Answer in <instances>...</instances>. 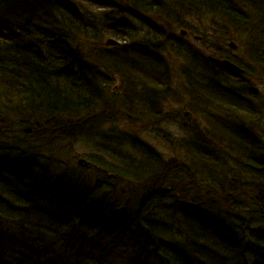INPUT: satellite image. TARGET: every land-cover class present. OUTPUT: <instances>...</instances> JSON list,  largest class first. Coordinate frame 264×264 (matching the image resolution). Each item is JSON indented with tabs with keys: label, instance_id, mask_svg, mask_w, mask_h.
<instances>
[{
	"label": "trees",
	"instance_id": "trees-1",
	"mask_svg": "<svg viewBox=\"0 0 264 264\" xmlns=\"http://www.w3.org/2000/svg\"><path fill=\"white\" fill-rule=\"evenodd\" d=\"M72 1L78 13L65 0H0V198L8 203L0 204V264H264V99L242 85L223 88L231 82L223 65L175 37L209 24L216 41L202 36L207 50L228 33L245 39L247 64L264 83V0ZM129 10L139 12L138 26L109 25ZM107 36L124 45L105 49ZM163 50L192 84L181 106L194 115L177 123L174 156L163 158L130 126L99 143L116 121H158L169 98L155 79L170 72ZM35 106L59 119L55 129L35 122ZM27 118V129L48 134L80 128L58 140L96 146L103 180L74 171L72 182L53 181L30 156L12 167L16 156L44 151L38 161L57 166L52 147L22 134ZM86 196L89 207L73 203ZM16 232L20 245L9 239Z\"/></svg>",
	"mask_w": 264,
	"mask_h": 264
},
{
	"label": "bare ground",
	"instance_id": "bare-ground-1",
	"mask_svg": "<svg viewBox=\"0 0 264 264\" xmlns=\"http://www.w3.org/2000/svg\"><path fill=\"white\" fill-rule=\"evenodd\" d=\"M125 7V6H122ZM140 14L138 11L136 10H129L128 13H121L120 14V18H111L110 19V24L109 25H113L116 26L117 28L120 26V28L126 27H136L139 25L140 22ZM106 34V33H105ZM146 35H148L149 38L152 37L151 34V30H147ZM157 34V33H156ZM131 37H133L135 40L138 39V41L140 40V37L138 35V33H133L131 32L129 34ZM139 36V37H138ZM137 41V40H136ZM120 46L124 45L123 41L120 39L119 40ZM182 47H184L182 45ZM167 55V53H166ZM128 58L131 59L132 56L131 54L128 55ZM134 59V58H133ZM107 72H112L111 70H108ZM168 73V74H167ZM161 76L158 78H155L156 81H159V85L160 87V91L166 95V96H174L176 95L177 97H181L183 99H188L189 97V91L191 90L190 85L192 86L191 83L188 82V80H185L183 82H181V80L179 78H177L176 80L179 79V87H177L176 85H172L171 81L172 78L170 76V72H169V68L166 70V72H162L161 71ZM167 74V78H164V80H162V75ZM91 75V74H90ZM98 80H100V82L102 81V78L99 76ZM80 79L77 80L76 83H72L68 86V94L71 95L73 90L77 87V84L80 83ZM118 89V86H117ZM36 110H38L40 112V108L39 106H35ZM150 113H152L150 111ZM59 119L56 117H53L51 113H49L47 110L45 111L44 109L41 110V112L35 117V122L36 123H40L43 126L48 127L49 129H55V127L59 124ZM28 123V118L27 119H23V124H21L22 128H23V135L26 136L29 140H31L34 143H37L38 141L42 142V144L44 145H48L50 147H52L54 149L55 152H52L57 160V166L55 167H51L50 164H44V163H40L38 160L40 158H47L50 153L48 151H44L42 153L39 154H32L29 155V153H22L18 156H16L14 162L12 163V167H17L20 166L25 160L29 161L28 158L30 156L31 159V168L33 170H35L36 168H40L41 171L40 173L46 177H50L53 181L60 179V181H66V182H72L73 178L72 176H70L69 174H72V172H80L84 177H87V179H99V180H103V176L100 174V172H96L95 171V165L93 164L94 161L90 160L89 157H80L79 155H74L75 151H74V145L78 144L79 142L83 143L88 149H92L93 151H98V148L96 149V146H92L89 145L87 142H85L84 140H74L71 137L69 139H71L69 142H64L61 143L58 140L59 136H63V135H72V136H78L81 133V129L76 127V126H72L66 130L60 131L58 130V128L55 130V132L53 134H48L46 132H43L39 129H27L26 125ZM119 123L121 124L120 127L121 128H117V126L119 125ZM136 123H138L139 125H137ZM118 124V125H117ZM127 126H130L133 130H137L138 131V136L141 138H144L143 134H147L150 135L151 138L155 139L158 132L152 127V125L149 123V121H146L145 123H142V121L138 120L135 121V123L130 122L127 123L126 121H116L115 123L109 125L108 130L105 131V129L103 130V132L99 135V143L104 142L101 141L102 140H109L112 143H114L116 138L118 139H122L123 135H118L115 136L113 134L114 133H121V129L125 130V128ZM113 127V131L111 130ZM129 133V132H127ZM133 133V132H132ZM108 135V136H107ZM130 136H134L133 134H130ZM114 152L117 153L116 150H114ZM70 159H73L74 162L72 166H70ZM30 162V161H29ZM112 177V176H111ZM113 178V177H112ZM105 186V184H104ZM73 199V203H79V205H82V207L87 206L89 207V204L93 203V199L94 197L92 196H86L85 197V202L83 201H79L78 199ZM7 200H2L0 198V204L2 207L5 208V206L8 205V203L6 202ZM34 217V215L31 216V218ZM114 226L112 225L111 228L116 230V226H120L121 224L118 222L113 223ZM132 227V226H131ZM118 228V227H117ZM108 231H110L108 229ZM112 233V232H111ZM22 234L23 233H19L16 232V235L13 237H11L9 235V239L11 242H18L20 245V241L22 239ZM0 240L4 242L2 235L0 237ZM115 242L119 241L118 238H116L114 240ZM118 243V242H117Z\"/></svg>",
	"mask_w": 264,
	"mask_h": 264
},
{
	"label": "rangeland",
	"instance_id": "rangeland-1",
	"mask_svg": "<svg viewBox=\"0 0 264 264\" xmlns=\"http://www.w3.org/2000/svg\"><path fill=\"white\" fill-rule=\"evenodd\" d=\"M228 33V31H227ZM177 35H179L178 33H176ZM230 34V33H228ZM202 36L205 38H209V41H216V39H213L215 37V31L212 29V27L207 24L205 25L203 28H201L199 34H195V33H190L189 35H186L184 37L178 36V39L180 38L181 42L180 44L188 47L192 50H199V49H204L202 48L203 46V41H202ZM232 37L233 41L232 42H225V44L227 43H232L234 46V49H230L229 50V55H231L232 60L237 62L240 65H245L247 64V61L244 58V40H242L240 37H235L232 36L231 34L229 35V37ZM198 40H200L198 42ZM208 52V51H207ZM167 58L169 60V67H170V72L171 73V78H172V85H176L177 87H179V79H180V73L179 72V59L178 58H173L171 57V55L169 54V52L167 51ZM177 78H179L178 80H176ZM116 84V83H115ZM114 84V85H115ZM255 84L257 86H260V84H258L257 82H255ZM173 99H176L177 96H171ZM168 104L171 108H179V101H172L171 99L168 100ZM162 105H160L161 107ZM181 112H179L180 114ZM118 125V124H117ZM120 123L117 126V128H121L120 127ZM167 127L165 125L161 126V128L157 131L158 134L156 136L155 139L151 138L150 135L147 134H143L144 139L146 140V142L148 141L152 146H154L156 149H158L159 151H163L165 153L166 156L172 155L174 152L172 151V147L176 144V140H178L177 138L179 137V131L175 126H168V130H169V139H167L168 141H171V143L168 142H163V138H159L163 135L164 131L166 132ZM74 151L75 154L74 155H79L80 157L83 158H87L89 157L90 160H97L99 162H101L100 157L102 156L100 154L99 151H93L92 149H88L83 143L79 142L78 144L74 145ZM88 159V158H87ZM70 166L73 165L74 161L73 159H70ZM103 163H105V161H103ZM38 220L45 222L46 221V217L45 215L43 216L42 214L38 216Z\"/></svg>",
	"mask_w": 264,
	"mask_h": 264
},
{
	"label": "water",
	"instance_id": "water-1",
	"mask_svg": "<svg viewBox=\"0 0 264 264\" xmlns=\"http://www.w3.org/2000/svg\"><path fill=\"white\" fill-rule=\"evenodd\" d=\"M66 5H67V7H68L70 10L75 11V12L78 11V8H77V6H76L74 3L70 2V1H66ZM182 34H184V33L182 32ZM106 45H113V42H108V43H106ZM226 64H227V63H226ZM227 65H229V67L232 68V69L235 71V67H234V66H232V65H230V64H227ZM236 72H237V71H236Z\"/></svg>",
	"mask_w": 264,
	"mask_h": 264
}]
</instances>
